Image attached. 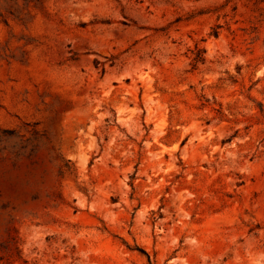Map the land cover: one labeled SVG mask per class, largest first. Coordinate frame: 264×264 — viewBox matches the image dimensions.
<instances>
[{
    "label": "rangeland",
    "instance_id": "obj_1",
    "mask_svg": "<svg viewBox=\"0 0 264 264\" xmlns=\"http://www.w3.org/2000/svg\"><path fill=\"white\" fill-rule=\"evenodd\" d=\"M262 106L264 0H0V264H264Z\"/></svg>",
    "mask_w": 264,
    "mask_h": 264
},
{
    "label": "trees",
    "instance_id": "obj_2",
    "mask_svg": "<svg viewBox=\"0 0 264 264\" xmlns=\"http://www.w3.org/2000/svg\"><path fill=\"white\" fill-rule=\"evenodd\" d=\"M260 108H261V110H264V109H263V108H264L263 106H262V107H260Z\"/></svg>",
    "mask_w": 264,
    "mask_h": 264
}]
</instances>
